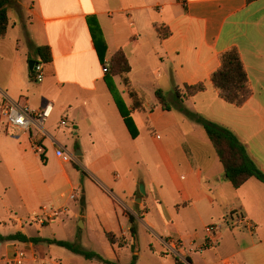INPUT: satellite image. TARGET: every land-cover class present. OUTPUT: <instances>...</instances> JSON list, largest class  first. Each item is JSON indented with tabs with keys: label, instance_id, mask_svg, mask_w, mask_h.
Returning <instances> with one entry per match:
<instances>
[{
	"label": "crops",
	"instance_id": "1",
	"mask_svg": "<svg viewBox=\"0 0 264 264\" xmlns=\"http://www.w3.org/2000/svg\"><path fill=\"white\" fill-rule=\"evenodd\" d=\"M13 1L9 29L0 41V110L8 98L25 100L35 111L51 104L53 113L42 131L43 155L33 149L35 137H42L40 131L33 128L30 133L12 134L0 114V183L6 190L17 186L20 160L40 158L48 162L52 158L60 165L58 181L71 189L68 200H75L74 193L83 184L73 173L72 164L74 160L83 161L87 180L97 190V198L88 200L85 196V204L98 201L106 233L122 242L113 245L115 255L106 254L105 260L115 262L118 258L116 263H132L133 259L130 263L119 260L123 250H132L133 243L125 212L150 228L149 220L139 214L148 213L144 198L151 188L157 191V206L166 231L157 232L162 248L157 252V264L168 260L176 264L165 249L164 241L170 237L183 241L190 264H264V184L250 179L241 188H234L225 180L223 165L203 127L171 105L232 131L264 172V0ZM161 26L169 30L167 38L161 39L157 33L156 27ZM98 27L104 39L99 49L92 31ZM45 46L51 49L52 61L44 64V81L33 83L29 62L40 60L32 50ZM231 48L239 50L253 92L240 108L223 101L211 83L212 74L221 65L220 55ZM119 50L125 52L131 71L125 77H113V81L138 129L137 138L128 131L108 89L106 78L111 66L109 73H103L105 64L111 65V58ZM199 84H204L205 90L185 98V87ZM156 90L165 93L170 111L159 105ZM64 119L69 121L67 128L61 126ZM144 135L162 168V173L157 170V176L145 182V196L139 191L141 178L136 173L139 153L146 149ZM73 145H78V151L72 156ZM56 148L69 153L72 161L60 160ZM87 149L104 154L84 162ZM120 164L126 166L123 172ZM21 193L19 204L26 210H32L35 198L41 201L47 196ZM58 198L60 195L53 202ZM121 206L125 211H121L123 225ZM40 211L32 217L34 222L43 212L53 215L60 211L61 216L67 208L42 207ZM109 211L120 222L118 234ZM235 213L254 222L256 233L232 225L222 226L213 237L205 233V227L214 222H231L228 217ZM10 221L16 228L21 225L22 230L4 236L21 232L29 238L61 240L40 232L35 235L23 221ZM50 223L37 224L45 227ZM3 224L8 228L6 221ZM206 239L211 245L201 251ZM17 249L26 253L29 264H80L72 252L56 245L21 242L0 245V264H13ZM153 249L149 242L147 251L155 257ZM132 253L140 264L142 253Z\"/></svg>",
	"mask_w": 264,
	"mask_h": 264
},
{
	"label": "rangeland",
	"instance_id": "2",
	"mask_svg": "<svg viewBox=\"0 0 264 264\" xmlns=\"http://www.w3.org/2000/svg\"><path fill=\"white\" fill-rule=\"evenodd\" d=\"M171 105L176 108L180 114L183 112L177 104L171 103ZM0 114L5 125L6 122L3 117V111H1ZM192 122L197 124L194 121ZM71 128L72 126L70 125L69 129ZM143 138H145L144 141L146 149L139 153L138 157L140 165L136 171L137 176L141 178L139 191L142 185L145 186V182H149V177L157 176V170L158 172L162 173L160 162L157 159V152L153 148L148 147L149 145L147 142L150 143L148 136L144 135ZM70 148V154L72 156L75 155L78 151V145H73ZM86 153L87 155L84 159V162H90L92 159L104 154V152H99L92 149H87ZM126 155L129 156L130 154L126 153ZM26 160L27 161L20 160V163L17 166V186L15 188H10L9 191H7L6 185L0 183V234L21 231V225L16 228L13 226V223L10 220H16L17 222L23 221L24 227L27 229L32 227V232L35 235H38V232H40L39 234H43L42 236H48L50 238H57L66 240L70 243L79 244L85 250L94 252L102 258H105L107 256L106 254L115 255L114 247L106 237V231L100 217L101 215H99L101 214L102 209L100 208L98 201H88V203L85 204V196H87L88 200L95 199L97 198V190L89 184L87 177L81 172H87V170H85L83 167V161L82 163H78L76 160H74L72 164V166L75 168L73 173L76 172L78 174L77 177L81 180L83 187L76 189L74 195L77 198L71 201L68 200L70 198V187L66 185L65 182L58 181L57 176L61 173L60 165L54 159L51 158L48 162H43L40 158H29ZM124 169H126V166L124 164H120V171L123 172ZM21 191L23 193L28 191V195L47 196L42 197L41 201H38V198H35L32 204V210H26L23 205L19 204L18 195L22 194ZM59 195L60 198L53 202L54 197ZM144 199L148 213L142 211L139 216L141 218L148 219L152 225L150 228L145 226L143 222L139 221V219L134 215L136 218L138 234V246L136 248V252L142 253V262L140 264H157V252H162L161 245L158 241L159 239L157 232H166L165 223L162 221V218L159 214V206H157V191L151 190L150 188L147 192V196ZM62 205L67 208V212L57 217L56 220L49 225L43 227L37 224V221L34 222L32 217L38 216L41 213L40 209L42 207L52 209L53 206L58 208V206L62 207ZM122 208L123 207L121 206V210H119L120 220L122 219L121 211H124ZM125 213L126 217H128V212ZM108 215L110 217V221L113 223L115 233L118 234L120 222L121 225H123V221L121 220L119 222L115 216V213L111 214L109 211ZM28 220L30 223L34 222V224L29 226L30 223L26 222ZM3 221L8 223V228H5ZM223 221L224 220L222 219L220 222L218 221L214 223L224 226L225 224H223ZM149 242H151L154 247L153 252L156 254L155 257H153L152 254L148 253L147 251ZM185 250L187 249L185 248ZM74 255L76 259H79L80 264H89L90 262L101 263L98 260H87L83 256L77 254ZM133 257L134 253H132V250L126 249L122 251L121 255L119 256V260L125 263H130ZM114 261L119 262L118 258H115ZM166 264H174V262L172 260H168Z\"/></svg>",
	"mask_w": 264,
	"mask_h": 264
},
{
	"label": "trees",
	"instance_id": "3",
	"mask_svg": "<svg viewBox=\"0 0 264 264\" xmlns=\"http://www.w3.org/2000/svg\"><path fill=\"white\" fill-rule=\"evenodd\" d=\"M13 0H0V41L3 40L8 32L10 19L9 9L13 5ZM93 31V37L98 49L104 44V39L101 35L100 28ZM156 31L161 39L167 38L170 32L167 28L161 26L156 27ZM35 56L44 63H50L52 61L51 49L45 47H34L32 50ZM220 67L212 74L211 83L214 89L219 93V97L227 104L233 105L237 108L243 107L252 97V88L247 71L243 64L241 54L237 48H231L228 51L220 55ZM110 75L106 78V83L109 91L115 98L116 105L120 111L121 116L125 122V125L133 138L138 137V129L131 117L130 112L125 106L124 102L119 98L117 90L113 81V77L121 76L125 77L131 71V66L123 50L117 51L111 58ZM33 77V71L31 72ZM31 77V78H32ZM124 83L129 87L128 80L125 78ZM185 98L192 97L205 90L204 84L195 86H186ZM134 97V94L131 93ZM179 96V95H177ZM155 97L159 105L166 111H170L171 107L167 101L166 95L162 90H156ZM186 113L187 117L201 125L205 130L207 137L213 144L217 156L221 164L223 165L225 172V180L230 182L234 188H241L250 179H256L264 184V172L261 171L255 162L250 158L246 147L240 142L238 137L229 129L212 123L202 116L186 111L184 108H180ZM82 174L87 176L84 171ZM130 223V235L133 240L132 250L136 252L138 243V234L136 226V218L127 213ZM106 237L112 245H122L120 240H117L116 236L112 233H106ZM5 242H21L32 244H48L56 245L64 248L74 254L83 256L87 260H98L103 264H120L105 260L98 254L85 250L81 245L70 243L62 240H50L43 238H29L21 232L4 236L0 234V245ZM176 264H184L179 258L173 256ZM137 257H133L131 264H136ZM188 263L190 261L188 259Z\"/></svg>",
	"mask_w": 264,
	"mask_h": 264
},
{
	"label": "built area",
	"instance_id": "4",
	"mask_svg": "<svg viewBox=\"0 0 264 264\" xmlns=\"http://www.w3.org/2000/svg\"><path fill=\"white\" fill-rule=\"evenodd\" d=\"M110 64H105L103 73H109ZM45 73H44V63L41 61L37 62V65L34 66L33 77L31 81L33 83H41L44 81ZM3 117L6 122L5 127L6 130L15 135H21L23 133H30L33 128L40 131L42 137L41 139L37 136L35 137L33 149L39 153L40 155L44 154V149L42 147V140L44 138L43 130L46 122L51 118L53 113V106L48 104L43 110L35 111L32 110L27 101H12L8 98H5L2 105ZM61 126L64 128L69 127V121L64 119L61 122ZM56 156L66 162L70 163L72 161L71 155L67 153L62 148L55 149ZM75 197L72 196V199ZM60 211L54 212L53 215H46L43 212V215L36 219L37 222L44 224L46 222H53L57 217H59ZM228 219L231 222H223L225 225H232L234 227H242L244 230L248 231L251 234H255L257 230V226L251 220L243 217V215L235 213L229 215ZM222 225L211 224L205 227V233L213 237L215 233L221 229ZM165 249L168 253L173 256L179 258L184 264H189L187 259V252L185 250L183 241L176 237H170L164 241ZM211 241L210 239L205 240V244L200 248L201 251H204L206 248L210 247ZM13 264H29L27 260L26 253L21 250H16L13 260ZM224 264H234L229 261L224 262Z\"/></svg>",
	"mask_w": 264,
	"mask_h": 264
},
{
	"label": "water",
	"instance_id": "5",
	"mask_svg": "<svg viewBox=\"0 0 264 264\" xmlns=\"http://www.w3.org/2000/svg\"><path fill=\"white\" fill-rule=\"evenodd\" d=\"M35 65H37V62H35V61H30V62H29V69H30L31 71H33ZM140 193H141L143 196H145L146 191H145V187H144V185L141 186V188H140ZM137 202H141V198H138Z\"/></svg>",
	"mask_w": 264,
	"mask_h": 264
}]
</instances>
